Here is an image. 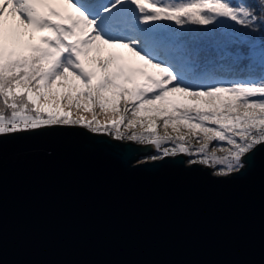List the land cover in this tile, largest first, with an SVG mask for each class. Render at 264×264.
I'll use <instances>...</instances> for the list:
<instances>
[{
	"label": "snow or ice",
	"instance_id": "1",
	"mask_svg": "<svg viewBox=\"0 0 264 264\" xmlns=\"http://www.w3.org/2000/svg\"><path fill=\"white\" fill-rule=\"evenodd\" d=\"M258 20L264 0H0V137L80 127L153 146L152 161L186 155L219 166L215 175L237 172L264 145V75L194 86L206 74L177 67L140 28L230 21L256 31ZM253 43L232 38L240 72Z\"/></svg>",
	"mask_w": 264,
	"mask_h": 264
},
{
	"label": "water",
	"instance_id": "2",
	"mask_svg": "<svg viewBox=\"0 0 264 264\" xmlns=\"http://www.w3.org/2000/svg\"><path fill=\"white\" fill-rule=\"evenodd\" d=\"M80 127L0 137V264H264V145L215 175Z\"/></svg>",
	"mask_w": 264,
	"mask_h": 264
},
{
	"label": "trees",
	"instance_id": "3",
	"mask_svg": "<svg viewBox=\"0 0 264 264\" xmlns=\"http://www.w3.org/2000/svg\"><path fill=\"white\" fill-rule=\"evenodd\" d=\"M236 3H252L253 0H233ZM260 15L259 10L256 11ZM161 23V22H160ZM158 23V24H160ZM153 25L158 28L159 25ZM213 34L202 36L200 33L177 30L178 37L160 46L162 50H169L171 58L177 67L195 63L198 70L204 72L205 77L194 86L207 83H227L237 76L254 77L264 75V62L254 56L253 51L264 50V22L257 21L256 31L244 29L233 23H217L211 25ZM245 33L254 41L248 59L252 62L247 74L237 70L232 54L231 41L235 36ZM215 144V142H214ZM157 154L156 151L152 153ZM191 157H188V159Z\"/></svg>",
	"mask_w": 264,
	"mask_h": 264
},
{
	"label": "rangeland",
	"instance_id": "4",
	"mask_svg": "<svg viewBox=\"0 0 264 264\" xmlns=\"http://www.w3.org/2000/svg\"><path fill=\"white\" fill-rule=\"evenodd\" d=\"M228 22L232 23L230 21H219L218 23H228ZM158 25H159L158 28H154L153 26L150 29H144L143 26H141L140 28V31L142 32L147 31L153 35V38H154L155 44L157 45L158 50H162L160 46L164 44L165 42H171L172 40H175L178 37L177 30H181L184 32L188 31V32H194V33H200L202 36L213 34V31H214V28L211 25L210 26L186 25V26L180 27V26H176L173 22H161ZM164 52L166 53L167 58L169 57L171 58V53L169 50H164ZM104 54L106 55V53ZM253 54L261 62H264V50L262 48H258V50H254ZM174 63L176 64V62ZM176 66L178 65L176 64ZM100 118L103 119V117H100ZM151 155L153 154L143 156L141 159L142 160L149 159ZM218 167L213 168L214 172L218 170Z\"/></svg>",
	"mask_w": 264,
	"mask_h": 264
}]
</instances>
